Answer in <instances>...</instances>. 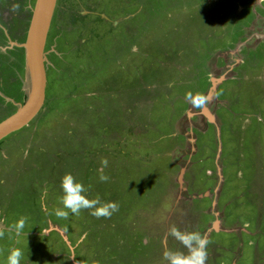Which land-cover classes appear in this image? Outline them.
I'll list each match as a JSON object with an SVG mask.
<instances>
[{"label":"rangeland","instance_id":"1","mask_svg":"<svg viewBox=\"0 0 264 264\" xmlns=\"http://www.w3.org/2000/svg\"><path fill=\"white\" fill-rule=\"evenodd\" d=\"M34 3L0 0L18 42ZM60 3L41 110L0 140V227L26 218L0 264L12 248L21 264H164L186 251L171 226L207 236L206 264H264V0ZM22 58L0 52V122L24 100ZM65 174L119 210L57 216Z\"/></svg>","mask_w":264,"mask_h":264},{"label":"clouds","instance_id":"2","mask_svg":"<svg viewBox=\"0 0 264 264\" xmlns=\"http://www.w3.org/2000/svg\"><path fill=\"white\" fill-rule=\"evenodd\" d=\"M14 8L18 9L19 5H14ZM24 41L25 39H23L19 45ZM14 44V42L10 41V46ZM185 99L193 107L199 109L205 108L209 103V98L203 94L194 95L188 92L185 95ZM107 164L108 161L106 159L102 160V165L104 167H106ZM99 180L100 182H107L109 177L101 174ZM60 189L62 191L60 197L62 209H58L56 212V215L59 217L67 218L69 213L79 215L81 211L87 210L93 217L110 218L113 213L119 210V205L115 202H102L99 198L89 199L87 196L88 189L82 183L77 182L75 177L71 174H65L61 178ZM44 196H47L46 189L44 191ZM25 223L26 218L21 217L8 229L0 227V238H3L5 231L14 232L16 236H20L23 233ZM167 235L171 236L186 251L166 248L162 256L164 264H206L208 257L207 248L209 245L207 236L201 235L199 232H182L175 226H171L168 229ZM22 256L23 253L19 248H12L6 257V264H21Z\"/></svg>","mask_w":264,"mask_h":264},{"label":"water","instance_id":"3","mask_svg":"<svg viewBox=\"0 0 264 264\" xmlns=\"http://www.w3.org/2000/svg\"><path fill=\"white\" fill-rule=\"evenodd\" d=\"M56 0H35L25 41L23 91L17 110L0 122V140L26 126L41 110L46 88L45 42Z\"/></svg>","mask_w":264,"mask_h":264},{"label":"flooded vegetation","instance_id":"4","mask_svg":"<svg viewBox=\"0 0 264 264\" xmlns=\"http://www.w3.org/2000/svg\"><path fill=\"white\" fill-rule=\"evenodd\" d=\"M62 3V2H61ZM61 3H60V0H56V4H55V8H54V10H53V14H52V18H51V21H50V26H51V22H52V20H54L53 18H54V16H55V11H56V9L58 8V6H60L61 5ZM66 4V3H65ZM31 15V14H30ZM15 19V18H14ZM13 19V20H14ZM12 20V21H13ZM15 20H17V19H15ZM0 21L1 22H3V24H5V26H7L8 28V30H6L5 28H3L2 26H0V29H1V33H4V35L6 36V38H7V40H8V42H7V46H4V45H0V52H2V53H4L6 50H9V49H13V47H17V48H20V46H19V44H20V42L22 41H20V42H18L17 41V39H19V38H22V37H17L16 35L19 33V34H23L24 33V30L22 31V26L20 25V23H18V22H15L14 24H13V26H11V25H9V22H5L4 21V19H3V16H0ZM50 26H49V28H50ZM10 28V29H9ZM7 31H9L10 33H8ZM48 31H49V29H48ZM26 32V31H25ZM47 34H48V32H47ZM11 36V37H10ZM25 36H26V34H25ZM25 36H24V39H25ZM12 37H13V39H12ZM10 41H12V42H14L15 44L14 45H12V47H9L10 46ZM16 41V42H15ZM2 46H4V47H2Z\"/></svg>","mask_w":264,"mask_h":264},{"label":"trees","instance_id":"5","mask_svg":"<svg viewBox=\"0 0 264 264\" xmlns=\"http://www.w3.org/2000/svg\"><path fill=\"white\" fill-rule=\"evenodd\" d=\"M23 66H24V60H23V58H22V69H23V72H24V67H23ZM22 95H23V96H22V100H23V99H25V93H24L23 91H22ZM23 101H24V100H23Z\"/></svg>","mask_w":264,"mask_h":264}]
</instances>
